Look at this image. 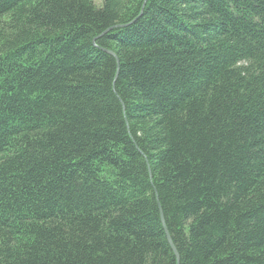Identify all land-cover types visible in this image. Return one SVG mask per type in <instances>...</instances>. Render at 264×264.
Listing matches in <instances>:
<instances>
[{
	"label": "trees",
	"instance_id": "obj_1",
	"mask_svg": "<svg viewBox=\"0 0 264 264\" xmlns=\"http://www.w3.org/2000/svg\"><path fill=\"white\" fill-rule=\"evenodd\" d=\"M160 212L264 264V0H0V264H177Z\"/></svg>",
	"mask_w": 264,
	"mask_h": 264
},
{
	"label": "water",
	"instance_id": "obj_2",
	"mask_svg": "<svg viewBox=\"0 0 264 264\" xmlns=\"http://www.w3.org/2000/svg\"><path fill=\"white\" fill-rule=\"evenodd\" d=\"M105 51L108 52L109 54H111V55H113V56L115 57V54H114L112 51L107 50V49H106ZM160 219H161L162 225H163V227H164V231H165V234H166L167 240H168V242H169L171 248L173 249V251H174V253H175V256H176V258H177V264H178V254H177V252H176V250H175V248H174V246H173V244H172V242H171V239H170V236H169V234H168V232H167V229H166V227H165L164 220H163V216H162L161 212H160Z\"/></svg>",
	"mask_w": 264,
	"mask_h": 264
},
{
	"label": "rangeland",
	"instance_id": "obj_3",
	"mask_svg": "<svg viewBox=\"0 0 264 264\" xmlns=\"http://www.w3.org/2000/svg\"><path fill=\"white\" fill-rule=\"evenodd\" d=\"M96 4H100V0H94Z\"/></svg>",
	"mask_w": 264,
	"mask_h": 264
}]
</instances>
